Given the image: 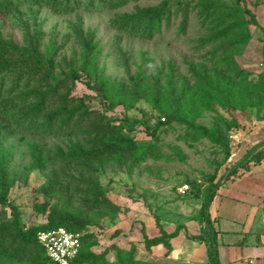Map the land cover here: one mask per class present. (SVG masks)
<instances>
[{"label": "rangeland", "instance_id": "374dc122", "mask_svg": "<svg viewBox=\"0 0 264 264\" xmlns=\"http://www.w3.org/2000/svg\"><path fill=\"white\" fill-rule=\"evenodd\" d=\"M67 4L55 9L44 1L15 0L0 10V36L18 46L0 48V62L13 63L0 85L4 81V96L17 103L9 114L0 109V195L19 216L0 203V264H39L38 251L23 253L18 233L62 221L77 223L84 245L96 241L90 251L108 250L110 262L117 247H134L136 259L145 262L208 264L217 228L211 204L204 211L203 204L209 194L216 197L233 166L238 171L230 182L250 184L240 164L250 150L264 149L257 144L264 140V93L252 86L264 76V31L245 11L264 27V0ZM147 9L161 10L159 17L154 13L153 31ZM246 22L251 39L236 43ZM20 74L19 89L9 94ZM207 79L246 101L230 107L221 93L204 100L199 90ZM54 89L37 111L42 93ZM177 116L226 132L230 154ZM225 120L239 126L228 129ZM123 136L148 150L145 158L127 150ZM183 184L191 191L181 194ZM101 198L119 210L96 203ZM158 219L169 232L184 226L170 252L145 245L142 224L152 237L159 234ZM200 234L206 242L189 237Z\"/></svg>", "mask_w": 264, "mask_h": 264}, {"label": "trees", "instance_id": "16d2710c", "mask_svg": "<svg viewBox=\"0 0 264 264\" xmlns=\"http://www.w3.org/2000/svg\"><path fill=\"white\" fill-rule=\"evenodd\" d=\"M36 3L40 2V1H44L48 6L57 9L58 5L63 3L64 0H35ZM69 5L72 0H67ZM127 0H121V3H124ZM13 3H15V0H0V10H7L10 8V6L13 5ZM245 11L251 16L250 18V23L260 27L263 31H264V27L259 23V21L257 20L255 14L250 10V9H245ZM144 12L146 13V18L150 21L149 23V31H153L155 30L154 27V18L159 17V13L161 12L160 9H147L144 10ZM156 17H155V15ZM248 22L243 23V25H240L241 28L245 29V33H243L237 40L236 43H248L249 40L251 39V34L248 28ZM146 27V26H145ZM147 29V28H145ZM226 29V28H225ZM148 30V29H147ZM225 31V30H224ZM151 35V32L149 34V36ZM31 45L34 47V44L31 43ZM233 44L230 43L229 46H232ZM17 48V44H15L13 41H7L5 39H2L0 36V48H5L7 51H9V48ZM86 47L92 49L90 47V44L87 42L86 43ZM35 49V48H34ZM35 53H37V50H35ZM1 55H0V61L1 60ZM27 59V58H26ZM13 66L12 62H7V61H3L0 62V76L2 73L10 72L11 67ZM77 76H74V78H76ZM22 78V74H20V78L17 81V84L14 85L10 90H8L9 94H12L13 91H16L19 89V83L20 80ZM3 83L4 81H2L1 85H0V109H2L5 113H10L11 109H13L17 103L14 102V100L10 97H8L6 99V96H4V89H3ZM254 88H256V92H260V93H264V76L261 78V80L252 85ZM206 88V89H205ZM259 88V89H258ZM202 94V97L204 100L207 101H211L212 100V94H217L219 95V93L222 94L223 97H225V103L226 105L230 106V107H235L236 103H240L241 102H245L246 101V97L245 96H240L239 98L235 99L233 97V94L231 92H224V90H222L219 81L217 82H213L210 79L205 80L204 86L201 87V89L199 90ZM230 91V90H228ZM39 93V92H37ZM35 93V94H37ZM56 91L55 89L53 90V92L51 91H47V92H43L42 93V99L41 102L38 103L37 105V111H40L43 109L44 107V100L46 99V97L50 94H55ZM107 94V93H106ZM28 96L24 95V94H19L18 97L21 98L22 100L26 99ZM16 97V96H14ZM13 97V98H14ZM9 103H12V105H10ZM247 104H252L251 100L246 102ZM176 115H173V117ZM172 117V115L168 118V120ZM176 119H178L180 122L185 123L187 126H189L190 129L195 130L196 132H198L200 135H202L203 137H207L209 138L213 143L216 144H220L224 147L226 153L230 154V144H229V139L226 135V132H221L218 131L216 129V127H207L201 124H196L195 121L193 119H186L183 117H179L177 116ZM165 122H159V125L164 124ZM225 123L228 127V129H232L235 127L239 126V123L236 120L233 121H226ZM121 143H123L125 145V147H127V150H131L133 152L138 151L140 152V156H143L145 158V155L148 154V150H146L145 148H143V152L141 151V149L138 147H135V140L130 139L128 136H123L120 138ZM249 154H252L253 156L250 157L245 155L243 159H246L245 162H241L240 165H242L241 167L245 168L246 170L250 169V165L249 163L251 161H255V163H260L262 161V159L264 158V149H262L260 152L258 153H254V151H250ZM247 156V157H246ZM246 157V158H245ZM243 161V160H242ZM227 174L225 176V179L222 178L223 180L227 181L231 175L236 174L238 171V166H233L231 169L227 170ZM2 185L6 187V182L3 179L2 180ZM213 195L209 194L208 198L205 200L204 204H203V211L208 209V206L210 205L211 201L213 200ZM0 203L2 205H7V206H12L13 208V212L15 213V218L18 219V212L15 206H13L11 204V202H8V200L5 197V193L0 195ZM96 203L98 204H104V205H111L113 207H115L116 210H119V207L116 204H113L112 202H110L109 200H106L104 198L101 199H97ZM70 225V226H68ZM68 225H65L64 222L62 221V223L58 224L57 226H46L44 228H35L30 230L29 232H21L18 233L16 240L21 241V243L23 244L24 248H23V253H27V251L31 252V251H38L39 253V264H56L47 254L45 248L41 245V243L38 240V233L39 231H46V230H50L52 228H56L58 226H65L67 229L71 230V231H78L77 229H75L77 226V223L70 221V223ZM157 225L159 227V234L150 237L147 232H146V227L144 224H142V228H141V232L145 241V245L148 249H151L154 246H159V245H163L168 252H170L173 249V244H172V240L176 237L179 236L180 232L184 229V226H178L174 231L169 232L167 231L164 226L160 223L159 219L157 221ZM17 227H19L17 225ZM79 232V231H78ZM121 233L120 230H117L114 233V236H117ZM191 239L193 240H198V241H202V242H206V238L205 236H203L202 234L200 235H191L189 236ZM1 239L2 236L0 235V243H1ZM15 243V242H14ZM96 244L95 242H92L91 244H89V246H85L84 242H83V236H82V248L80 251V254L78 255V257L75 260V264H86V263H91V264H168V263H159V262H153V261H142L139 259H136V251L135 248L133 247L132 249H125V248H118V257L114 262H110L107 259H105V255L108 253V250H106L104 253L102 254H95L92 251H90V246H93ZM13 245V244H12ZM89 248V249H88ZM207 256H208V264H222L220 257H219V243L217 240V235L216 233L212 234V237L210 239V246L207 250Z\"/></svg>", "mask_w": 264, "mask_h": 264}, {"label": "crops", "instance_id": "0c3cea01", "mask_svg": "<svg viewBox=\"0 0 264 264\" xmlns=\"http://www.w3.org/2000/svg\"><path fill=\"white\" fill-rule=\"evenodd\" d=\"M262 142L264 144V140L257 144ZM252 162L255 163L251 161L249 165ZM248 171L250 184L236 186L229 179L220 186L210 203L222 264H264V158ZM256 172L258 175L253 177ZM254 179L257 180L256 187L251 186ZM237 192L239 196L235 200Z\"/></svg>", "mask_w": 264, "mask_h": 264}, {"label": "built area", "instance_id": "2783aa9c", "mask_svg": "<svg viewBox=\"0 0 264 264\" xmlns=\"http://www.w3.org/2000/svg\"><path fill=\"white\" fill-rule=\"evenodd\" d=\"M189 184L178 188L181 194L191 191ZM82 236L78 231H71L65 226H58L38 233V240L45 248L48 256L56 264H75L82 248Z\"/></svg>", "mask_w": 264, "mask_h": 264}]
</instances>
